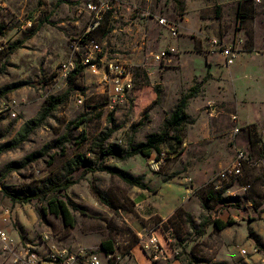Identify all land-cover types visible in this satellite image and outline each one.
I'll use <instances>...</instances> for the list:
<instances>
[{"label":"rangeland","instance_id":"rangeland-1","mask_svg":"<svg viewBox=\"0 0 264 264\" xmlns=\"http://www.w3.org/2000/svg\"><path fill=\"white\" fill-rule=\"evenodd\" d=\"M90 1L0 0V149L17 144L0 153V230L8 235L7 247L0 241V264H15L20 250L26 249L41 254L63 248L103 254V241L113 242L115 264H132L133 247L142 251L138 232L143 227L155 230L166 244L172 239L166 247L175 264H264V151L257 137L251 141L248 128L242 127L234 141L252 153L254 162L230 182L215 179L235 156L236 151L231 156L225 153L230 144L217 141L211 146L213 156L199 154L193 141L184 149L177 145L176 139L185 140L191 125L174 129L173 139L150 157L115 156L129 149L131 139L135 144L159 132L186 90V78L180 77L197 75L206 66L202 54L191 53L180 70L182 47L193 40L211 44L217 37L242 50L253 43L256 49L264 48V0H110L112 9L101 26L86 33ZM162 18L168 25L159 22ZM86 34L102 45L108 59L128 62L133 72L132 90L116 109L108 107L96 76L82 72L72 82L56 79L61 62L71 56L72 41ZM196 51L203 47L199 44ZM162 52L165 55L156 59ZM255 87L252 95L258 100L244 104V116L260 108L264 114V90L261 84ZM66 92L64 102L40 122L49 100ZM81 95L83 103L78 102ZM213 107H207L209 113ZM146 112V124L133 131ZM101 144L109 154L101 156ZM160 157L159 168H153L151 161ZM99 166L149 176L150 189L129 186L96 170ZM174 173L178 175L172 177ZM66 178L74 183L48 198L79 206L72 209L73 227L48 212L47 201L15 203L10 197L40 192ZM175 182L185 187L186 202L193 201L184 207L192 221L185 209H179L168 221L156 223L158 215L148 217L155 214L151 205H136L139 197H155L165 183ZM215 184L220 187L214 190L224 189L227 202L209 201L211 207L203 209L196 190ZM97 191L106 203L99 201ZM216 218L230 223L218 229L210 224ZM117 256L121 258L116 260Z\"/></svg>","mask_w":264,"mask_h":264},{"label":"crops","instance_id":"crops-1","mask_svg":"<svg viewBox=\"0 0 264 264\" xmlns=\"http://www.w3.org/2000/svg\"><path fill=\"white\" fill-rule=\"evenodd\" d=\"M241 41L243 42V39ZM209 42L193 40L192 43L186 46L187 48H181V54L179 55L180 70L184 67L185 57L191 53L202 54L206 63L201 73L180 77L181 79L186 78L184 82L186 84L185 92L196 83H201L203 78L208 73L210 74V77L204 81L201 92L190 100L187 111L196 121L191 124V130L185 136L184 147L190 141H193V146L199 147V154L213 156L211 146L217 141H221L227 146L230 144L229 148L225 149V153L227 156H231L233 151L239 149L234 141L237 135L234 128L239 126L242 129V127L250 124H257L259 127L260 123L264 122V114L261 113V108L256 109V112H250V116L243 115L244 107H246L244 104L258 100L255 95H252L256 90L255 85L261 84L264 90V48H255L251 51L241 49L237 54L235 63L230 67H225L220 52L215 50L212 44H208ZM199 44L203 47V51H196ZM166 73L167 71H163L162 83L164 86ZM247 79H249V82L245 86L244 83ZM239 91H241V96ZM212 103H216L221 107L217 110L212 105V113H209L207 107ZM234 115L238 118L237 124L232 121ZM230 120L233 123L232 125ZM213 132H218V135H213ZM197 176L200 179L201 176L196 174ZM145 181L149 185V176H145ZM178 182L165 183L155 197L149 194H145L146 196L144 195L143 198L139 197L136 200V205H145V203L151 205L155 210V214H149L148 217L158 215L164 220L169 218L178 208L185 209L193 202H186L185 187L180 184L182 179L180 183ZM186 189L192 190V188ZM142 190L148 191L149 189ZM176 191L180 193L175 194ZM131 257L133 259L132 264H152L145 252L143 250L138 251L136 247L131 250Z\"/></svg>","mask_w":264,"mask_h":264},{"label":"built area","instance_id":"built-area-1","mask_svg":"<svg viewBox=\"0 0 264 264\" xmlns=\"http://www.w3.org/2000/svg\"><path fill=\"white\" fill-rule=\"evenodd\" d=\"M88 13L90 15V23L86 33L95 31L101 26L106 15L112 9L110 0H91L87 4ZM159 22L168 25L167 21L162 18ZM177 37V33H173ZM213 48L220 52L223 65L225 67L232 66L237 58V54L241 51L235 44H228L221 38L213 37L211 39ZM71 56L63 60L59 66L56 79L68 83L70 77L76 74L77 69L81 66V73L96 76L97 82L102 86V93L106 96L108 107L116 109L124 103L126 96L133 87V72L128 62L118 58L108 59L103 53L102 45L94 38L88 35L74 39L70 45ZM165 52L156 55V59H160ZM84 98L81 95L78 99L79 103H83ZM211 107L212 104H209ZM237 116H232L233 123L237 124ZM241 131L239 126L234 128L235 134ZM260 146L264 151V124L258 127ZM163 158L151 161L152 167L159 168ZM254 162L252 153L245 150L237 149L233 160L216 174L218 182H230L239 179L243 175L246 164ZM218 189L220 184H215ZM139 244L152 264H175L171 261L167 252V244L162 242L158 233L148 227H143L142 232H138ZM48 238V236H46ZM0 241L7 247L8 235L0 230ZM120 256L116 257L119 260ZM15 264H115V255L113 252L103 254H95L85 250L70 251L67 248L50 249L47 254H41L30 249L20 250V255L14 259Z\"/></svg>","mask_w":264,"mask_h":264},{"label":"trees","instance_id":"trees-1","mask_svg":"<svg viewBox=\"0 0 264 264\" xmlns=\"http://www.w3.org/2000/svg\"><path fill=\"white\" fill-rule=\"evenodd\" d=\"M254 49H255V46L253 43L251 45V47L246 48L244 50L251 51ZM81 71H82V68H81V66H79L76 74H74L73 76L70 77V82H72V80L75 79L81 73ZM209 77H210V74L208 73L203 78L201 83H196L195 85L190 87L186 92L181 94V96H180L179 100L177 101L175 107L173 108V110L169 113V115L164 120L162 129L159 132L149 133L144 141H141V142H138L135 144L133 143V139H131L129 142V149L126 150L125 152H119V153L117 152V154H115V156L121 160H125L129 157H132V156H135L138 154H141L144 157H150L154 152L159 151V146L161 144L173 139L172 131L174 129H176L178 127H182L184 125L194 124L196 119L188 113L187 109L189 107L190 100L192 98L196 97L201 92V88H202L204 81H206ZM158 93L159 92L157 91V95H158ZM67 94H68V92H66V94L63 96L53 97L49 100L48 105L45 106L40 112V116H41L40 122H42L46 117L50 116L52 111H54L60 104H62L64 102ZM156 101L158 102L159 100H156ZM147 118H148V112L145 113V115L140 120L138 125L134 126L133 131L136 132L141 127H143L146 124ZM76 123H80V121H77ZM245 127L248 128V132H249L251 141L254 137H257L258 143L260 145L258 125L257 124H250V125H247ZM109 135H110V133L108 132L105 135L104 140H107ZM176 141H177V145H179V146L182 145V149H184L183 148L184 147L183 146L184 136L178 137L176 139ZM16 146H17V144L15 143V144L9 145L7 147H4V148L0 149V153L6 149H11V148H14ZM99 153L101 154V156L109 154L104 149L103 144L100 145ZM34 155H35V153L30 154L29 156H27V158H30L31 156H34ZM85 163L90 164V161L86 160ZM98 169L99 170H105L108 173H110L111 175L118 177L119 179H121L123 182H125L129 186L139 187L142 189H150V187L148 186V184L145 181V175L134 176L133 174H130L126 170H124L120 167H117V166H99V168H96V170H98ZM89 171H91V170H89ZM177 175H178V173H174L172 175V177H175ZM73 183H74L73 180H71L69 178L59 179L58 181L51 183L47 188L43 189L40 192L25 193L22 196L10 194V197H11L12 201L15 203L29 202V201H32L34 199H39L41 201H47L46 210L50 213L55 214L56 216L61 217L67 226L73 227L76 222H75V217L72 214V209L77 210V209H79V206L77 204H75L74 202H70V203L64 202L62 200L56 199L55 197L48 198V196L50 194L55 193V192L60 191V190L67 189ZM213 187H214V185L209 189H206V187H204V188H201L199 190H196L197 196L200 200L201 207L203 209H208L211 207L209 204V201H214L215 203H221V204H224L227 202L228 198L223 197L224 189L214 190L215 187L214 188ZM96 195H97L99 201H101L103 203L104 202L106 203V201H108L101 194L100 191H97ZM179 209H183V208L180 207L177 210H179ZM177 210L174 213L175 215L177 214ZM185 214L190 221L193 220V218H192L193 216L190 212L186 211ZM157 219L158 220L156 221V223H159V222L164 223V222L168 221L167 220L168 218L164 220L163 218H161L159 216H157ZM205 223L206 222L204 220V222L202 224V226H203L202 231L203 232L205 229ZM229 223L230 222L223 221L219 218H216V219L212 220V222H210V224H214L215 227L218 229H223L224 227L229 225ZM102 247H103V249H105V251L107 253H111L114 251V245H113L112 241H103ZM131 249H132V247H131Z\"/></svg>","mask_w":264,"mask_h":264}]
</instances>
